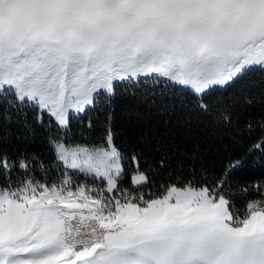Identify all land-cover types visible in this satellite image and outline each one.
<instances>
[{"label":"snow or ice","instance_id":"obj_1","mask_svg":"<svg viewBox=\"0 0 264 264\" xmlns=\"http://www.w3.org/2000/svg\"><path fill=\"white\" fill-rule=\"evenodd\" d=\"M256 73L264 0H0V264H264V96L212 95Z\"/></svg>","mask_w":264,"mask_h":264},{"label":"trees","instance_id":"obj_2","mask_svg":"<svg viewBox=\"0 0 264 264\" xmlns=\"http://www.w3.org/2000/svg\"><path fill=\"white\" fill-rule=\"evenodd\" d=\"M251 81V83L249 82ZM241 91L243 94L252 95L254 97L264 96V77H261L259 73L252 74L240 85L234 86L231 89H216L212 95H218L224 92H237ZM126 103L121 99L116 101L117 121L116 130L119 136L128 137L136 133L139 128H142L145 124H160L162 118L157 117L155 114H147L144 119H137L135 116H129L126 114ZM259 104L254 105L252 108H246L238 106L236 113L243 121L244 116L258 111ZM172 134L181 145L191 146L194 143H199L202 147L203 153L207 158V161L212 164L215 163L219 166V160L223 156V150L221 143L229 144L227 138L221 139V131L209 124L206 118L201 117L199 120L193 119L190 123L187 122L183 116L173 117L168 125ZM31 151L43 154L45 149L39 142L29 145ZM230 150L238 151L236 145L232 144ZM261 168L254 166L250 160L245 168L241 171L240 175L244 177L258 176Z\"/></svg>","mask_w":264,"mask_h":264}]
</instances>
